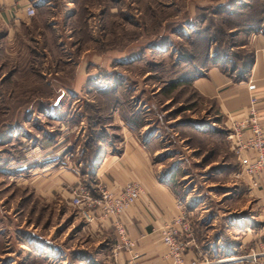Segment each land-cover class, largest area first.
<instances>
[{
  "label": "rangeland",
  "instance_id": "1",
  "mask_svg": "<svg viewBox=\"0 0 264 264\" xmlns=\"http://www.w3.org/2000/svg\"><path fill=\"white\" fill-rule=\"evenodd\" d=\"M67 1L50 0L51 9L0 38V230L13 235L0 237L1 251L6 241L17 248L14 231L21 230V219L44 206L21 185L26 174L9 163L46 146L47 139L60 140L62 151L71 154L67 163L88 184L90 168L82 170L91 151L98 153L102 142L116 136V116L121 123L134 116L167 144L163 156L196 167L192 158L210 142L202 134L213 133L216 115L176 80L196 75L204 38L209 53L231 47L236 57L244 56L242 29L264 27V0ZM114 5L117 13L107 12ZM38 155L41 162L52 157ZM189 176L190 183L197 179ZM70 207L78 230L81 218ZM67 225L62 221L60 229ZM80 236L76 242L87 244Z\"/></svg>",
  "mask_w": 264,
  "mask_h": 264
},
{
  "label": "crops",
  "instance_id": "2",
  "mask_svg": "<svg viewBox=\"0 0 264 264\" xmlns=\"http://www.w3.org/2000/svg\"><path fill=\"white\" fill-rule=\"evenodd\" d=\"M68 3L73 2L67 1L65 5ZM27 7L35 9L34 16H26ZM45 7H51L50 0H0V31L4 30L0 38L11 36L20 26L38 18ZM107 12L116 14V6ZM241 47L247 49L250 62L239 78L232 77L236 73H223L218 65H207L188 83L200 101L212 105L216 115L213 133L202 134L210 142L206 141L205 150L200 149L191 157L200 164L193 169L163 156L169 152L167 144L149 130L148 123H121L116 115L114 119L120 123L117 134L101 143L93 167L86 172L90 174L88 184L75 173L74 165L69 166L67 156L71 154L62 151L57 138L47 139L46 146H36L20 160L10 162L9 166L26 174L21 185L31 188L38 203L44 206L35 216H23L21 230L14 231L20 242L17 248L9 249L11 241H6L5 248L0 250V262L123 264L125 253L112 256L116 239L112 217L85 221L77 212L82 225L76 230L77 218L67 212L71 209L70 191L77 184L97 198L101 188L117 194L125 184L134 182L140 186L141 195L120 214L119 221L133 243L137 264H169L163 257L159 228L179 214L177 202L190 223V236L183 239L185 263L206 257L219 259L221 264H264V171L255 186L246 176H237L238 160L229 137L231 122L247 118L249 99L253 98L252 108L264 138V31L245 34ZM250 135L245 128L240 137L246 139ZM187 149L189 154L194 151ZM40 153L52 157L41 162ZM35 157L38 162L32 165L30 158ZM190 173L197 177L195 182L190 183ZM188 184L192 185L187 188ZM50 206L53 212L49 211ZM65 220L67 228L61 230ZM79 235L86 238L87 244L76 242ZM0 237L12 240L13 235L0 230ZM65 237L68 238L64 240ZM248 254L253 255L252 260L241 258Z\"/></svg>",
  "mask_w": 264,
  "mask_h": 264
},
{
  "label": "built area",
  "instance_id": "3",
  "mask_svg": "<svg viewBox=\"0 0 264 264\" xmlns=\"http://www.w3.org/2000/svg\"><path fill=\"white\" fill-rule=\"evenodd\" d=\"M25 14L28 17L35 15L33 7H27ZM254 99H249L248 116L243 121L231 122L229 137L233 140L234 151L238 160L236 175H244L248 178L251 186L256 185L258 176L264 171V138L256 122ZM247 128L250 136L241 139V131ZM141 188L137 183L129 182L122 190L113 194L101 188L98 190L97 198H92L88 189L81 185H75L70 191L69 203L85 221L93 218L112 217V228L115 241L112 246V256L119 252L126 254L123 264H137L136 254L133 252V243L126 236L123 225L119 221L120 214L130 205L134 204L141 195ZM179 214L170 222L162 224L159 228L160 242L164 249L163 257L169 264H221V260H211L201 257L199 261L185 263L183 252L186 242L184 238L190 236V223L182 209L180 202L176 203ZM95 211L97 213L95 214ZM243 260L253 259V255L241 257ZM118 264V263H115Z\"/></svg>",
  "mask_w": 264,
  "mask_h": 264
},
{
  "label": "trees",
  "instance_id": "4",
  "mask_svg": "<svg viewBox=\"0 0 264 264\" xmlns=\"http://www.w3.org/2000/svg\"><path fill=\"white\" fill-rule=\"evenodd\" d=\"M73 3L76 4V0H71ZM85 7V5H84ZM75 13H73L74 15ZM242 30H244V33H253V32H259V31H264V27H258V28H253L251 26H245ZM208 38H204L202 43H203V49L204 53L202 55V59L200 60V65L199 68H196L195 72L196 75H194L191 78H184L180 80H176V82H182V83H189V81L196 77L197 75L201 74V71L207 66V65H218L220 69L223 71V73H226L228 75H233V73H236L235 76H232L234 79H237L240 77L241 73H243L247 67V65L250 62V54L248 51H246L244 56H238L236 57L232 52H231V47L222 52L221 54H218L215 49L210 48V53H209V46H204V44L208 42ZM211 42H214L213 40ZM208 50V51H207ZM129 116H132L130 114ZM132 121L134 123H137V118L134 116L131 117ZM87 145V144H86ZM96 152L91 151V157L87 158V168L85 170H82V172H86L88 168H92L94 165V161L96 159ZM90 159V160H89ZM84 174V173H81Z\"/></svg>",
  "mask_w": 264,
  "mask_h": 264
}]
</instances>
